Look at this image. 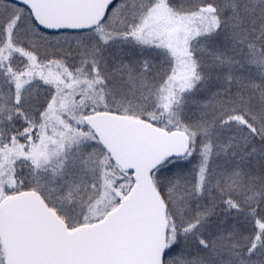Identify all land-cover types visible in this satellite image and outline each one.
Segmentation results:
<instances>
[{
	"label": "snow or ice",
	"instance_id": "obj_1",
	"mask_svg": "<svg viewBox=\"0 0 264 264\" xmlns=\"http://www.w3.org/2000/svg\"><path fill=\"white\" fill-rule=\"evenodd\" d=\"M0 264H264V0H0Z\"/></svg>",
	"mask_w": 264,
	"mask_h": 264
}]
</instances>
